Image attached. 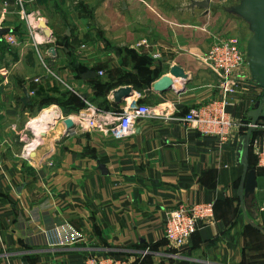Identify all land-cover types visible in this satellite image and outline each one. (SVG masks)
Returning a JSON list of instances; mask_svg holds the SVG:
<instances>
[{
  "label": "crops",
  "instance_id": "1",
  "mask_svg": "<svg viewBox=\"0 0 264 264\" xmlns=\"http://www.w3.org/2000/svg\"><path fill=\"white\" fill-rule=\"evenodd\" d=\"M197 1L0 0V264H85L92 253L131 264H264V173L255 168L264 142V20L254 0ZM40 21L52 35L36 27V44L28 23ZM243 26L240 40L232 31ZM222 33L239 39L246 62L227 95L202 59ZM174 65L189 77L154 91ZM124 86L134 95L116 104ZM139 93L154 113L130 137L82 127L88 103L117 110ZM224 99L242 123L225 143L184 119ZM52 108L60 115L40 122ZM256 119L262 125L247 146L245 120ZM251 169L258 184L250 200ZM203 202L215 203L213 223L184 247L171 245L169 212Z\"/></svg>",
  "mask_w": 264,
  "mask_h": 264
},
{
  "label": "built area",
  "instance_id": "2",
  "mask_svg": "<svg viewBox=\"0 0 264 264\" xmlns=\"http://www.w3.org/2000/svg\"><path fill=\"white\" fill-rule=\"evenodd\" d=\"M29 15L26 16V19ZM30 32L38 28L33 23H28ZM37 27V28H36ZM34 37V36H33ZM7 41L17 44L16 38L7 35ZM35 39V37H34ZM36 44L38 42L34 40ZM146 44V40L143 41ZM86 47V45H82ZM205 65L215 71L219 78V87L223 89L224 95L234 91L235 83L233 73L238 72L240 67L246 63L240 48V41L231 35L216 34L213 36L210 47L203 55ZM140 93L137 99L128 101L127 104L117 110H104L92 103H88L84 110L79 112L78 118L82 127L88 132L112 136L115 139L130 137L136 128V122L153 115V107L140 102ZM226 100L212 101L198 108H193L185 116L187 123L205 135H218L222 143H225L232 127L237 123L227 109ZM73 119V117H68ZM251 124L248 123L247 126ZM257 128L260 124H257ZM31 146V145H30ZM258 166L264 173V142L257 150ZM214 202H203L192 204L188 207H179L169 212L165 222V237L174 247H184L191 235L206 225L212 224L215 218ZM85 264H131L128 258L92 256Z\"/></svg>",
  "mask_w": 264,
  "mask_h": 264
},
{
  "label": "water",
  "instance_id": "3",
  "mask_svg": "<svg viewBox=\"0 0 264 264\" xmlns=\"http://www.w3.org/2000/svg\"><path fill=\"white\" fill-rule=\"evenodd\" d=\"M255 1V6L254 9L256 11V14L258 18L260 17L261 19L264 20V0H254ZM195 4L200 5L202 7H208L210 5L209 0H202V1H197ZM38 28H43L45 29V33L51 37L52 33L50 30L46 27V22L45 21H40ZM172 77L175 78H182V79H187L189 76L186 74L185 70L179 66V65H174L171 70H170V75H164L160 79H158L154 85L153 89L154 91L158 93H164L168 92L173 88V79ZM134 95V90L132 86H124L120 87L118 91H115L113 93V99L116 104H121L126 101V99L130 96ZM65 123L68 127V129H71L74 125V121L71 118H66ZM250 128L248 130V135L246 137V145L248 146L249 139H250V134L253 130L258 129L256 126L257 124H260L259 120H253L250 122ZM257 171L256 169H251L247 173V178H246V185H245V197L247 199H252L255 195V190L257 188Z\"/></svg>",
  "mask_w": 264,
  "mask_h": 264
},
{
  "label": "rangeland",
  "instance_id": "4",
  "mask_svg": "<svg viewBox=\"0 0 264 264\" xmlns=\"http://www.w3.org/2000/svg\"><path fill=\"white\" fill-rule=\"evenodd\" d=\"M243 27H244V26H243ZM232 34L235 35V36H237L240 40H241V39H242V40H243V39L245 40V39L248 37V31L246 30L245 27H244L243 29H242L241 27H236L235 30L232 31ZM32 36H34V35L32 34ZM34 37H35V36H34ZM88 106H89V105H88ZM86 107H87V106H86ZM86 107H85V108H86ZM48 108H49V107H48ZM85 108H84V109H85ZM52 109H54V108H52ZM52 109H47V110H52ZM84 109H82V110H84ZM47 110H45V112L42 114V118H40V120H42V119L44 120V117H45L44 114L46 113ZM82 110H80V111H82ZM80 111H79V112H80ZM57 115H58V114H57ZM75 116H77V115H75ZM38 120H39V119H38ZM52 120H53V119H52ZM52 120H51V121H52ZM51 121H50V122H51ZM38 123H39V122H38ZM35 125H37V123H35ZM30 127H31L30 129H33V128H34V126H32V125H30ZM32 127H33V128H32ZM41 129H42V128H41ZM41 129H40L39 131L43 134V133H44V132H43L44 130H43V129L41 130ZM27 133H28V132H27ZM28 135H29V136L33 135V132L30 131ZM31 137H33V136H31ZM214 205H215V203H214ZM191 236H192V235H191ZM189 239H190V238H189ZM95 255H96V256H102V257H109V256H112V257H117V258H120V259H121V258H125V259H127V257L113 256V255H111V254H109V253H92V254L88 255V257L86 258L85 262H86V261L88 262V261L91 259L90 257L95 256Z\"/></svg>",
  "mask_w": 264,
  "mask_h": 264
},
{
  "label": "bare ground",
  "instance_id": "5",
  "mask_svg": "<svg viewBox=\"0 0 264 264\" xmlns=\"http://www.w3.org/2000/svg\"><path fill=\"white\" fill-rule=\"evenodd\" d=\"M58 114V115H57ZM45 115V118H44V120H47V121H49V120H52V119H55V118H57L59 115H60V113H57V112H55V109L54 110H48V111H46V113L44 114ZM74 118V117H73ZM43 119L42 120H40V122H42V121H44ZM45 124V123H44ZM41 126V125H40ZM42 130V129H41Z\"/></svg>",
  "mask_w": 264,
  "mask_h": 264
},
{
  "label": "trees",
  "instance_id": "6",
  "mask_svg": "<svg viewBox=\"0 0 264 264\" xmlns=\"http://www.w3.org/2000/svg\"><path fill=\"white\" fill-rule=\"evenodd\" d=\"M246 121V123L248 124L249 122L247 121V120H245ZM260 125H262L261 123H260ZM250 127H248V126H243V131H247L248 129H249ZM255 130H258V129H255ZM255 168L257 169V171H261V168L258 166V158L256 157V162H255Z\"/></svg>",
  "mask_w": 264,
  "mask_h": 264
}]
</instances>
